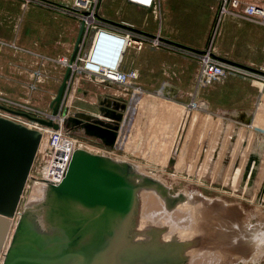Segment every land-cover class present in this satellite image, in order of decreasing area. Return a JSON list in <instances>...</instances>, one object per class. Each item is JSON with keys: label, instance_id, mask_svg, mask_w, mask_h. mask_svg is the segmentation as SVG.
Masks as SVG:
<instances>
[{"label": "rangeland", "instance_id": "obj_1", "mask_svg": "<svg viewBox=\"0 0 264 264\" xmlns=\"http://www.w3.org/2000/svg\"><path fill=\"white\" fill-rule=\"evenodd\" d=\"M49 1L63 9L72 5L71 0ZM239 1L238 8L231 7L230 10H238L242 15L251 2L264 5V0ZM25 5L23 0H0V105L44 118L46 114H53L52 102L66 72L59 61L72 55L81 22L75 16L63 13L62 8H58L62 10L59 12L51 6ZM157 11L160 27L170 33L167 35L177 44L193 48L186 49L192 54L196 70L191 91L194 114L203 115L202 109L207 105L239 103L249 93L256 95L257 126L253 124L250 131L240 133L231 128L218 152L223 153V161L217 163L218 159L214 157L217 153L209 152V163L205 161L210 165L207 175V170L197 169L202 167L205 159L200 144L192 154V169L185 170L183 159L188 154L184 147L178 155L182 159L178 167L170 162L161 164L123 157L119 153L125 148V140L118 145V157L111 156L108 154L111 149L90 141L97 138L72 131L69 122L64 120L66 131L86 141L99 155L100 149L110 159V166H116L115 169L126 174L136 185L134 208L127 216L112 215L103 209H88L59 199L43 182L30 181L0 264H153L156 259L159 264H264V193H252L256 177L251 184L249 179L244 184L248 157L252 148L255 149L249 143L254 139L260 154L259 167L264 161V81L253 83L240 78L250 82L248 86L231 82L229 79L238 78L231 77L199 86L208 52L217 56L219 50L222 52L233 46L231 40L223 38L219 26L222 19H234V16L223 15V6L218 0H160ZM145 12L153 10L128 0H102L96 10L95 23L111 19L137 24ZM91 52L89 42L83 50L84 60ZM210 57L216 62H225ZM84 60L79 65L80 77L90 75L92 80H99V76L85 70ZM254 69L264 72V65ZM107 82L117 89L125 87ZM94 84L89 79L79 82L74 77L72 83L70 80L59 109L61 116L66 119L82 109L96 112L97 101L92 102L83 94L86 87ZM0 115L24 124L30 121L1 109ZM199 132L198 128V139ZM235 134L237 144L232 148L230 142ZM248 134L253 135L251 142ZM45 146L46 141L42 151ZM212 154L214 159H210ZM220 174L226 179L219 178ZM215 210L227 218L225 222L220 223ZM209 213H214V218ZM205 216L211 218L209 222H203L209 226L202 224L201 218L204 221Z\"/></svg>", "mask_w": 264, "mask_h": 264}, {"label": "crops", "instance_id": "obj_2", "mask_svg": "<svg viewBox=\"0 0 264 264\" xmlns=\"http://www.w3.org/2000/svg\"><path fill=\"white\" fill-rule=\"evenodd\" d=\"M158 19L159 14L154 12H145L144 18L139 20L137 24L130 20L118 22L107 19L122 24L123 26L120 27L122 31L136 29L150 36H161L170 41L160 48L148 47L144 50H137L129 47L123 53L121 69L138 72L139 77L135 84L117 89L112 83L100 76V78L97 77L99 78L97 81L92 80L93 77L90 75L80 77L79 70L70 76V80L72 83L75 77V80L79 82L89 79L95 83L94 86L84 88L83 94L89 96L87 98L92 102L96 100L98 107L101 101L126 106V109L122 111L124 120L121 123L117 144L108 153L109 155L117 156L118 145L125 140V148L123 152L119 153L123 157L124 155L137 157L142 161L148 160L161 164L170 162L178 167L182 162L178 155L184 147L186 155H188L185 160L183 159V163L185 170H189L194 164L192 154L194 155L195 148L200 144L201 155L205 159L202 167L197 165V169L207 170L208 175L210 165H207L205 161L207 159L209 163V152L212 151L220 155L218 158L217 154H212L210 159L214 155L216 160L218 159L217 163L223 161L221 159L223 153L218 152L220 146H224V137L230 133L231 128L240 133L248 129L250 131L253 124L257 126L256 95L248 93V96H245L241 102L232 105L213 107L207 105L205 108L202 106L204 114L198 117V112L195 113L196 116L194 117L191 91L196 70H194L192 54L187 52L186 48L180 46L178 48L177 45L173 44L176 41L167 35L170 34L169 32L160 27ZM219 29L223 38L231 40L233 46L229 49L225 48L222 52L218 49L220 51H218V58L253 69L264 65V24L257 17L224 18ZM93 41L94 32L88 37L86 45L89 42L93 45ZM185 46L187 45L185 44ZM80 53L83 55V52L80 51ZM229 80L241 85L250 83L240 78ZM253 93L256 94V91ZM98 111V109L96 112L83 111L82 109V112L94 115H98ZM209 118L211 119L210 122H208ZM198 128L200 129L199 139L197 137ZM75 130H78L81 135L84 134L81 128ZM252 136L248 134L249 142H251ZM236 137H238L236 134L232 136V143L230 142L232 148L237 144ZM90 141L99 145L102 144L98 139L91 138ZM249 144H251V148L253 146L255 148H252L250 155L252 153L258 155L255 139ZM219 167L220 165L218 169ZM257 172L258 175L252 184V193L260 194L264 187L263 160ZM218 177L226 179L222 174Z\"/></svg>", "mask_w": 264, "mask_h": 264}, {"label": "water", "instance_id": "obj_3", "mask_svg": "<svg viewBox=\"0 0 264 264\" xmlns=\"http://www.w3.org/2000/svg\"><path fill=\"white\" fill-rule=\"evenodd\" d=\"M111 23L122 25L116 22ZM134 30L143 33L136 29ZM84 32L85 25L83 23L70 58V66L67 67L63 82L56 98L52 102L54 117L59 116L61 113L59 109L66 96L70 76L73 74L72 67L77 62V53L82 43ZM160 38L170 42L162 37ZM173 44L193 50L192 47L177 44L176 42H173ZM213 56L218 58L215 54ZM221 60L264 75V72L260 70L229 60ZM0 109L10 114L24 117L45 128L60 129V124L54 118L47 120L2 105H0ZM125 109V105L120 106L109 101H101L98 107V115L81 111L74 113V116L65 120L69 122V128L72 131L76 128H81L87 136L97 138L108 149H114L119 138L121 123L124 120L122 111ZM43 138L44 133L42 130L0 115V259ZM109 162L110 159L104 155L78 150L71 160L63 181L59 185L50 187L61 200L72 201L88 209H103L112 215L127 216L132 212L136 202V185L128 179L129 177L126 174L115 169L116 166L111 167ZM259 164L260 154L252 153L246 167L244 184H246L248 179L250 184L253 182L257 175ZM122 171L125 172L126 170L123 169ZM263 193L264 187L261 191V194Z\"/></svg>", "mask_w": 264, "mask_h": 264}, {"label": "built area", "instance_id": "obj_4", "mask_svg": "<svg viewBox=\"0 0 264 264\" xmlns=\"http://www.w3.org/2000/svg\"><path fill=\"white\" fill-rule=\"evenodd\" d=\"M23 1L24 4H26L25 6H28V4L33 3V4H38L40 6L46 5V6L54 7L59 12H62V10H64L63 13L68 14L69 16H75L81 22V25L84 23L85 32L82 39V43L77 53V59H76L77 62L72 67L73 74L77 71L75 68H77V66L80 65V61L84 60L82 53L79 54V52L80 51L83 52L88 37L92 32H94L92 52L94 48L98 46L99 42L105 36H107L113 39L114 41H118V46H119L118 48L122 58H123L122 54L129 47H133L137 50H144L145 48L148 47L160 48L165 46L167 43H170L162 40L160 38L161 36L146 35L143 33H139L134 29L122 31L120 25H115L111 22L95 23L97 16L96 10L99 7L102 0H71L72 5L65 9L55 5L53 2H50L49 0H23ZM128 1L144 9H152L154 13H158L157 10L160 0H128ZM218 1L223 6V13H222L223 15L230 14L237 19H242L247 17H257L261 22L264 23L263 4L257 2L249 3L246 6L244 13L242 15L238 13V10H236V12L234 10L232 11L230 10L231 7L238 8V6L240 5L239 0H218ZM58 8L59 9L62 8V10H59ZM91 17H93L94 20L92 22H89V18ZM208 53L210 56H213L212 52H208ZM209 55L205 56L206 59L204 60V64L202 66L201 76L199 78L200 87L203 86L205 87L213 83L214 81L224 80L231 77H238V78L250 80L253 83L264 81V77H262L264 75L262 74H259L250 69L243 68L227 62L226 63L216 62ZM70 58L71 56L64 58L63 60L59 61V64L67 69V67L70 66ZM207 58H209V60H207ZM89 59L90 56L89 58L84 60L85 70L97 76L103 77L108 81L120 83L126 86V85L135 84L139 77L138 72L135 70L134 71L121 70V64L117 69H113L111 66L106 65L103 67L100 73H97L95 72V68H92L90 67L89 64H87ZM51 118H54V120L60 124V129L43 130L45 127H42L39 124L34 123L32 121H28L29 124H26L30 127L42 130L44 134L45 131H49L46 132L47 134L46 146L44 147L43 151L41 150L40 147V150L37 154L36 161L31 171L28 182L30 181H34L36 183L44 182L46 185L56 186L63 181L75 152L87 148L89 147V145L86 141L80 140L72 136L69 131L65 130L63 126V122L65 120L64 116H61V114H59V116L54 117L53 114L52 115L46 114V116L44 117V119L47 120ZM32 124L33 126H31ZM45 129H49V128H45ZM98 150L100 154H103L101 153L102 151L100 149Z\"/></svg>", "mask_w": 264, "mask_h": 264}, {"label": "bare ground", "instance_id": "obj_5", "mask_svg": "<svg viewBox=\"0 0 264 264\" xmlns=\"http://www.w3.org/2000/svg\"><path fill=\"white\" fill-rule=\"evenodd\" d=\"M94 19L93 17L89 18V22H92ZM118 41H114L113 39H111L110 37L105 36L98 44L97 47L94 48L92 55H90V59L88 60L87 64L90 65V67L95 68V72L100 73L101 70L103 69L104 66L109 65L111 66L113 69H117L119 68L120 64H121V60L122 57L120 55L119 52V48H118ZM123 53V52H122ZM120 55V56H119ZM123 56V54H122ZM121 57V58H120ZM119 59V60H118ZM207 60H209V58H207ZM76 70H81V68L79 67V65L77 66V68H75ZM86 77V76H85ZM199 82V81H198ZM20 117V116H19ZM63 119V118H62ZM43 130H50V129H43ZM46 132V131H45ZM182 133V132H181ZM45 134H44V138L42 141V145H41V149L44 145L45 142ZM202 143V142H201ZM209 145V144H208ZM230 145V144H229ZM212 146V145H211ZM210 147V146H209ZM231 147V146H230ZM200 148V147H199ZM210 149V148H209ZM82 150H86L89 153H93V154H97L94 151L97 149H93L92 147H87L84 148ZM200 150V149H199ZM103 155V154H101ZM108 158V156H106ZM192 161V160H191ZM207 161V160H206ZM44 183V182H43ZM45 184V183H44ZM42 193V192H41ZM254 194V193H253ZM140 196V195H139ZM204 206V205H202ZM205 208H209L204 206ZM76 208V207H75ZM188 208V207H187ZM191 208V207H190ZM200 208V207H199ZM192 210V209H191ZM215 214L219 215L220 217V223H222L223 221L225 222L227 218L224 219V215L220 216L219 212L215 210ZM214 213H209V215H213L211 216V218H214L215 216ZM210 218V219H211ZM202 219V224L205 225L208 223H203V222H209L210 219L208 218V216H205L204 221L203 218ZM209 219V220H208ZM118 222H122V221H118ZM213 223V221L211 222ZM219 223V224H220ZM231 225H233L232 221H230ZM222 225V224H221ZM209 226V225H208ZM211 227V226H210ZM213 228V227H212ZM261 235V234H260ZM229 235H227L226 239L228 238ZM263 238V237H262ZM159 261V259L154 260L153 264H157ZM1 262V261H0ZM159 264V263H158Z\"/></svg>", "mask_w": 264, "mask_h": 264}]
</instances>
